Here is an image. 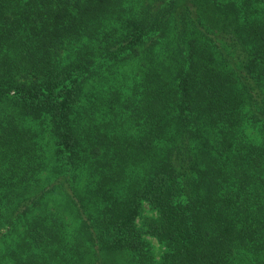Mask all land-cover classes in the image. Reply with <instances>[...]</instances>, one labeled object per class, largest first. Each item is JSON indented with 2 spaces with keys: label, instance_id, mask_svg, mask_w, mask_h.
Segmentation results:
<instances>
[{
  "label": "trees",
  "instance_id": "1",
  "mask_svg": "<svg viewBox=\"0 0 264 264\" xmlns=\"http://www.w3.org/2000/svg\"><path fill=\"white\" fill-rule=\"evenodd\" d=\"M0 264H264V0H0Z\"/></svg>",
  "mask_w": 264,
  "mask_h": 264
}]
</instances>
